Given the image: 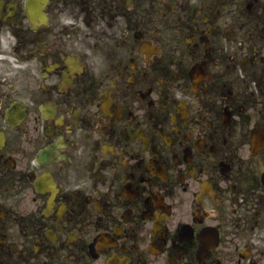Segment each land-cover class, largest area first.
Listing matches in <instances>:
<instances>
[{"label":"flooded vegetation","instance_id":"obj_1","mask_svg":"<svg viewBox=\"0 0 264 264\" xmlns=\"http://www.w3.org/2000/svg\"><path fill=\"white\" fill-rule=\"evenodd\" d=\"M0 264H264V0H0Z\"/></svg>","mask_w":264,"mask_h":264}]
</instances>
